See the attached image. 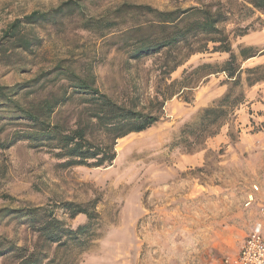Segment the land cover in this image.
I'll use <instances>...</instances> for the list:
<instances>
[{"label": "rangeland", "instance_id": "374dc122", "mask_svg": "<svg viewBox=\"0 0 264 264\" xmlns=\"http://www.w3.org/2000/svg\"><path fill=\"white\" fill-rule=\"evenodd\" d=\"M60 1L0 0V33L14 18ZM140 1L158 8L174 3ZM180 3L187 6L195 0ZM245 26L249 30L244 35L233 36ZM223 27L232 35L235 53L246 45L264 52V16L260 13H236ZM38 32L43 43L36 62L45 64L57 56L72 60L74 66L90 62L103 91L124 96L136 89L144 103L155 91L166 93V85L180 79L188 65L227 57L193 55L166 79L156 70L154 58L127 66L121 55L107 51L88 33ZM263 57L243 61V67L264 64ZM29 77L28 72L0 64V84L12 85ZM224 81L223 75L212 76L188 94L189 101L168 97L158 122L117 140L116 157L109 165L61 168L51 153L32 149L26 142L1 151L0 209L52 206L71 226L90 221V238L79 264H228L225 259L238 251L258 217L257 203L264 199V118L244 126L239 116L240 109L247 114L252 87L262 89L258 96H264V81L243 86L244 102L217 134L193 139L190 125L196 124L202 109L226 92ZM64 201L90 205L96 215L92 220L84 215L71 219L58 208ZM2 232L18 236V243L25 235L24 225L8 216L0 218Z\"/></svg>", "mask_w": 264, "mask_h": 264}, {"label": "trees", "instance_id": "16d2710c", "mask_svg": "<svg viewBox=\"0 0 264 264\" xmlns=\"http://www.w3.org/2000/svg\"><path fill=\"white\" fill-rule=\"evenodd\" d=\"M242 11L264 16V0H195L187 6L174 0L165 8L140 0H62L14 18L0 33V64L30 77L0 84V152L26 142L32 149L51 153L61 168L109 165L116 157L117 140L158 122L168 97L189 101L195 87L223 75L226 92L190 125L193 139L217 134L244 102L243 86L264 81V64H242L264 52L246 45L235 53L232 35L223 27L230 16ZM39 30L88 33L107 51L121 55L127 66L152 57L166 79L193 55L227 57L188 65L180 79L166 85V93L155 91L144 103L136 89L124 96L103 91L90 62L74 66L72 60L58 56L45 64L36 62L43 43ZM248 30L245 26L233 36ZM33 66L38 67L31 71ZM58 206L71 219L84 215L92 220L96 215L90 205L64 201ZM5 216L23 224L25 235L18 243V236L0 233V264H79L87 249L90 221L71 226L52 206L0 209V218Z\"/></svg>", "mask_w": 264, "mask_h": 264}, {"label": "built area", "instance_id": "2783aa9c", "mask_svg": "<svg viewBox=\"0 0 264 264\" xmlns=\"http://www.w3.org/2000/svg\"><path fill=\"white\" fill-rule=\"evenodd\" d=\"M258 215L239 248L236 264H264V199L258 208ZM229 260L227 257L225 262Z\"/></svg>", "mask_w": 264, "mask_h": 264}, {"label": "crops", "instance_id": "0c3cea01", "mask_svg": "<svg viewBox=\"0 0 264 264\" xmlns=\"http://www.w3.org/2000/svg\"><path fill=\"white\" fill-rule=\"evenodd\" d=\"M262 61H264V57L262 58ZM261 90L262 89H258V88L257 89H253V87L251 88L250 94H248V96H247L248 101L246 102L247 105H248V106H246L247 114L245 113V111L243 109H240V115L239 116H240V118L242 117L244 119V121L242 122L244 126L247 125V124H248V126L251 125V121L252 120L254 121L255 118H258V119L260 117L264 118V114L262 115V113H264V96H258V92L262 93ZM249 110H250V112H249ZM250 198H251V196H250ZM260 204L261 203H257V207L258 208H259ZM256 219L253 221L252 224H250V227L247 230V234L252 229L253 224L256 221ZM244 238H243V240H244ZM243 240L241 241V244L243 243ZM240 246H239V248H240ZM238 251H239V249H238ZM238 251L235 253V255L229 256L230 260H229V262H227L228 264H236L235 263V257L237 256Z\"/></svg>", "mask_w": 264, "mask_h": 264}]
</instances>
